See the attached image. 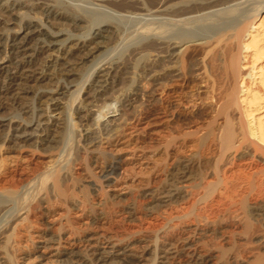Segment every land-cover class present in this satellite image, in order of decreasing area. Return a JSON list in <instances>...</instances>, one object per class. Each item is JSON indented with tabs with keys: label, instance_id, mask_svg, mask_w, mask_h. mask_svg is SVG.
<instances>
[{
	"label": "bare ground",
	"instance_id": "1",
	"mask_svg": "<svg viewBox=\"0 0 264 264\" xmlns=\"http://www.w3.org/2000/svg\"><path fill=\"white\" fill-rule=\"evenodd\" d=\"M78 1L0 0V264H264V0Z\"/></svg>",
	"mask_w": 264,
	"mask_h": 264
},
{
	"label": "rangeland",
	"instance_id": "2",
	"mask_svg": "<svg viewBox=\"0 0 264 264\" xmlns=\"http://www.w3.org/2000/svg\"><path fill=\"white\" fill-rule=\"evenodd\" d=\"M62 1H64V3H66V4H68L67 2H69V4L71 3L72 5H75V4H77L78 2H79V4H80V1H76V0H62ZM237 2H239V3H237ZM256 2H257V0H236V1H234V4H236V6H237V8H240V10H242V9H245V10H249L250 11V9L256 4ZM252 5V6H251ZM234 7V6H233ZM9 18H10V20H9ZM12 18H14V16H8L7 18L5 17V19L4 20H7V26H8V28H9V30L11 31H9L8 29H6L4 32H3V30L2 29H0V37H5L7 34H8V36H11L12 34H13V32L14 33H16V32H19V33H21L22 31H23V29L25 28V23L27 22V20H28V18L26 17L25 18V16H23L20 20H18L19 22H20V24H21V27L20 28H22V29H20L19 28V24L17 23V21L16 22H14V20L12 19ZM2 19H3V17H2ZM12 19V20H11ZM35 20H37L38 21V18H35ZM10 22H14V23H10ZM24 22V23H23ZM24 24V25H23ZM2 25H4V24H2ZM13 25H15V26H13ZM2 27V26H1ZM11 27H16L15 29H11ZM19 29H20V31H19ZM74 32H77V31H74ZM2 34H3V36H2ZM63 35H64V33L60 36V38L61 37H63ZM2 50H0V54L2 55V52H1ZM248 66L246 65L244 68H243V71H245L246 70V68H247ZM202 97H205V95L204 94H202ZM207 102H209V100L208 99H206V103ZM189 106V109H190V111H191V113H195L196 112V106H193L192 104H189L188 105ZM12 113H10V111H8L7 113H6V117H8V116H10ZM22 114V113H21ZM54 114V113H53ZM113 114V113H112ZM22 116V115H21ZM112 117V116H111ZM11 119V121H12V123H13V125H19V126H26V128L27 129H31V130H34V129H37V122L34 120H32L31 122H24L21 118H17V117H11L10 118ZM21 119V120H20ZM19 123V124H18ZM31 130H29V133H30V131ZM7 136H12V132H11V130H9L8 131V133H7Z\"/></svg>",
	"mask_w": 264,
	"mask_h": 264
}]
</instances>
